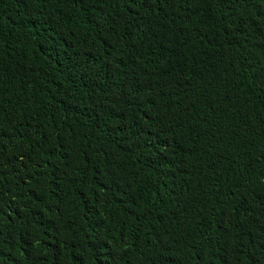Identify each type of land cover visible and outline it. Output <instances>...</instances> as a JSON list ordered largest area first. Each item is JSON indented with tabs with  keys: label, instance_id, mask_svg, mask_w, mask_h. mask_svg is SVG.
Masks as SVG:
<instances>
[{
	"label": "trees",
	"instance_id": "1",
	"mask_svg": "<svg viewBox=\"0 0 264 264\" xmlns=\"http://www.w3.org/2000/svg\"><path fill=\"white\" fill-rule=\"evenodd\" d=\"M0 264H264V0H0Z\"/></svg>",
	"mask_w": 264,
	"mask_h": 264
}]
</instances>
